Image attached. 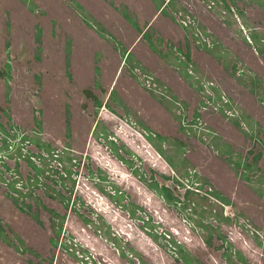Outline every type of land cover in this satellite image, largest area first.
<instances>
[{
  "label": "rangeland",
  "instance_id": "1",
  "mask_svg": "<svg viewBox=\"0 0 264 264\" xmlns=\"http://www.w3.org/2000/svg\"><path fill=\"white\" fill-rule=\"evenodd\" d=\"M181 1H171L176 8L172 9L178 10L177 5L183 4ZM209 1L185 0L186 12L192 10L201 22L212 23L211 43H216L209 49L202 47V56L196 49V60L191 67L196 73L194 78L181 73L185 66L162 44L163 34L170 37L172 29L180 42L178 24L157 15L152 0H138L143 22L153 27L146 40L154 41L155 45L151 49L139 44L138 53L133 57L143 60V65H139L142 70L159 76L158 86H165L168 97L176 104L165 101L164 96L155 92L148 100L136 103L134 97L139 96V84L125 86L127 94L117 90L120 95L116 93L115 99L128 105L124 106V114L132 115L135 121L134 127L117 121L124 130L117 136L122 143V158L127 161L131 157L129 163L137 169L136 176L101 154L89 138L85 147L84 143L74 147L75 158L81 157L80 175L71 194L72 210L62 228L69 244L59 251L57 264H264V0H236L229 12L218 0L211 11L206 10ZM115 33L121 40L130 38L123 27ZM141 33L138 25V38ZM154 35H158L157 39ZM79 52H76L78 57ZM80 57L75 63L78 77L76 82L72 81L76 91L87 80L92 82L87 79L92 65L83 63L84 56ZM109 59L103 68L107 91L114 81L108 70ZM120 81L123 79L118 78L114 86L118 88ZM200 81L203 85L218 84L219 91L231 102L233 119H225L218 107L217 112L207 109L203 119L200 116L196 121L197 135L191 132L185 139L179 126L192 118L195 109L202 108ZM46 84L51 86L49 82ZM56 100L59 102L57 96ZM176 108H181L183 118L176 114ZM103 117L113 118L109 113ZM84 119L85 128H89L91 118ZM137 125L147 131L148 141L139 130H134ZM209 128L217 134L218 141H210L203 131ZM46 129L48 132L51 128ZM84 153L91 156L86 157L91 171L92 162L97 164L96 176L84 173ZM165 159L177 165L176 175L181 184L164 179L175 176ZM150 171L155 173L157 183H164L163 178L165 184H170L180 204H167L146 181L139 180L143 173ZM99 174L105 177V183H98ZM183 174L187 175L183 177ZM194 183H203L201 193L189 202L183 193L186 185L193 187ZM116 190L125 194L117 195ZM54 208L63 212L60 205ZM226 214L233 220L224 221ZM3 217L10 222L9 231L17 235L15 222L19 223L13 213ZM210 234L213 247L207 246L203 239ZM223 238L228 245L215 249ZM173 242L178 248L173 247ZM121 251L128 259L120 256ZM137 256L142 263L137 261Z\"/></svg>",
  "mask_w": 264,
  "mask_h": 264
},
{
  "label": "flooded vegetation",
  "instance_id": "2",
  "mask_svg": "<svg viewBox=\"0 0 264 264\" xmlns=\"http://www.w3.org/2000/svg\"><path fill=\"white\" fill-rule=\"evenodd\" d=\"M152 1L157 15L169 22L174 20L180 27L177 31L180 42L172 29L170 37L163 34V47L168 46L177 61L183 63L185 70L182 74L195 78L196 73L191 67L196 60V49L201 55L203 48L209 49L216 44L211 43L212 23L201 22L192 10L186 12L185 0L177 5L178 10L172 9L175 8L173 0ZM218 1L225 11L232 10L231 0ZM215 3L216 0H210L206 10L211 11ZM138 25L141 38L137 36ZM118 27L127 30L129 34L126 35L130 38L126 36L121 40L115 33ZM152 28V24L143 22L138 0H0V218H3L0 220V264H57L59 251L69 244V237H64L62 228L72 210L74 200L71 194L80 175L81 157L75 158L76 145L84 143L85 147L89 138L101 154L138 175L137 169L130 166L131 157L128 156L127 161L122 158V143L117 136L124 133L117 121L132 127L135 121L132 115L124 114V106L128 105L115 99L116 93L120 95L118 91L121 90L127 94L125 86L134 84L138 87L139 84V96L134 97L136 103L148 100L155 92L164 96L165 101L176 104L168 97L169 90L158 86L159 76L142 70L139 65H143V60L133 57L138 53L139 44L153 49L155 42L146 40ZM168 28H171L170 24ZM154 36L157 39L158 35ZM77 50H80V56H84L83 63L92 65L87 75L92 82H84L80 91L72 86L78 77L75 63L81 58L76 55ZM108 58H111L108 70L114 81L110 82L113 86L108 85L107 91L103 68ZM118 78L123 81L117 88L114 85ZM217 85L216 82H207L198 87L202 108L195 109L192 118L179 126L185 139L191 132L197 135L196 121L207 109L213 108L217 112L219 108L220 115L232 121L231 102ZM134 108H138L137 105ZM176 110V114L182 117L181 108ZM105 113L113 118H104ZM85 116L91 118L89 128H85ZM47 126L51 128L48 132ZM134 130H139L148 141L145 129H139L137 125ZM203 131L209 135L210 141H218L217 134L210 128ZM150 134L154 136L152 132ZM179 144L183 146V143ZM83 157L84 173L96 176L97 164L92 162L94 170L91 171L86 158L91 156L84 153ZM172 172L175 176L165 177L166 181L180 179L177 172ZM99 175L98 183H105V177ZM139 180L146 181L164 202L166 200L153 187L154 184L157 188L166 186L174 190L170 184H165L163 178L164 183H157L153 171L143 173ZM202 184L186 185L183 198L187 191L198 197ZM116 193L125 194L120 190ZM204 195L209 197L207 193ZM52 204L54 207L60 205L63 212ZM10 213L19 223L15 222L17 235L9 231L10 222L3 217ZM131 213L135 214L134 210ZM224 218L233 220L227 214ZM219 240L221 245L215 249L228 245L224 238Z\"/></svg>",
  "mask_w": 264,
  "mask_h": 264
},
{
  "label": "trees",
  "instance_id": "3",
  "mask_svg": "<svg viewBox=\"0 0 264 264\" xmlns=\"http://www.w3.org/2000/svg\"><path fill=\"white\" fill-rule=\"evenodd\" d=\"M231 1H232V4L235 5L236 0H231ZM253 39H254V41H256V40H257V36L254 35V36H253ZM158 138H159V139H162V137H160V136H158ZM179 146H182V145L179 144ZM157 152H158L161 156L164 155L163 152H162L160 149H158V148H157ZM165 160H166L167 163L171 166V168H172L173 171H175V172L178 171V170H177V165L174 164V163L172 162V160H169V159H165ZM178 172H179V171H178ZM186 175H187V174H183V177L186 176ZM164 179H166V178H164ZM175 182L178 183V184L180 183V182H178V180H175ZM153 187L159 192V194H160L161 196L164 197V199L166 200V202H167L168 204H175V203L180 202V199L177 198V197L173 194L172 190H170L168 187H166V186H161L160 188H157V185H156V184H154ZM195 196H196V194L187 191V193L185 194V199H186L187 201L191 202V201H193V199L195 200ZM223 220H224V221H228L229 219H225V218H224ZM112 239H113L114 241H116L114 238H112ZM203 239H204V241H205V243H206L207 246H211V239H212V238H211L210 235H208V236H206V237H203ZM172 245H173L174 248H178V245H177L175 242H173ZM120 256L123 257V258H125V259H128L126 253L123 252V251L120 252ZM137 259L139 260L140 263L143 262V261H142V262L140 261V257H138V256H137Z\"/></svg>",
  "mask_w": 264,
  "mask_h": 264
}]
</instances>
